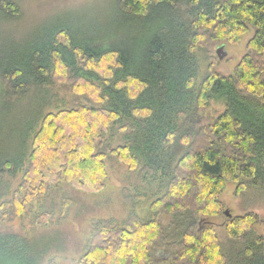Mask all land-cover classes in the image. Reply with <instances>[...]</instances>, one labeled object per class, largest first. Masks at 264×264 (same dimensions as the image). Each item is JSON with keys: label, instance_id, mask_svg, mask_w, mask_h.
I'll return each mask as SVG.
<instances>
[{"label": "trees", "instance_id": "1", "mask_svg": "<svg viewBox=\"0 0 264 264\" xmlns=\"http://www.w3.org/2000/svg\"><path fill=\"white\" fill-rule=\"evenodd\" d=\"M111 10L122 19L102 40H83L60 26L0 61L10 100L29 94L39 105L28 112L23 153L0 165V176L24 170L12 202L0 206L4 220L19 217L44 194L48 200L62 183L102 192L112 156L139 169L144 180L160 175L163 189L153 207L159 216L122 227L100 222L80 264H161L157 251L164 245L177 253L173 264H264L257 215L227 220L226 241L208 221L221 216L227 182L264 188V0H113ZM20 14L15 0H0V15ZM250 28L256 31L249 42L253 53L235 75L209 73L195 89L196 50L205 32L237 43ZM123 30L133 31L130 43L115 42ZM58 77L91 104L45 111L53 106L49 89ZM212 101L226 110L208 126L206 147L196 150L201 113ZM116 134H122L117 143ZM181 172L188 174L185 181ZM194 190L191 204L176 201ZM48 202L38 215L46 223L56 215L66 219L74 203ZM165 215L173 219L169 227L162 224ZM61 235L0 231V264H44L52 250L65 249Z\"/></svg>", "mask_w": 264, "mask_h": 264}, {"label": "rangeland", "instance_id": "2", "mask_svg": "<svg viewBox=\"0 0 264 264\" xmlns=\"http://www.w3.org/2000/svg\"><path fill=\"white\" fill-rule=\"evenodd\" d=\"M15 1L21 6L20 16L0 15V61L9 54L23 49L34 36L57 27L67 26L83 40L97 38L102 40L105 36H109L111 26L121 22L122 19L117 12L111 10L113 0ZM255 32V29L250 28L237 43L217 41L205 32V40L196 50L199 73L194 88L197 89L209 73L219 76L235 75L243 58L253 53L249 48V42ZM132 34L131 30H123L115 42L130 43ZM221 47H223L221 52V55H224L223 60L219 59L217 53ZM72 85L64 78L58 77L56 84L49 89L53 97V106H48L45 111H53L57 107H72L81 102L88 105L89 100L84 96H77L71 89ZM8 92L6 82L0 76V165L7 158L23 153L28 112L39 109V105H32L34 98H30L31 95L21 97L16 102L15 99L10 100ZM225 110L226 105L220 101H212L210 106L203 110L201 113L203 121L200 125V133L194 142V149L202 150L206 147L210 137L208 126ZM121 136L122 134L116 136V143L120 141ZM106 163L108 179L102 192L90 194L75 191L65 183L54 189L48 199L49 202L55 200L59 207L65 199L74 202L67 218L63 221L60 222L57 215L48 223L40 220L38 216L41 212L40 208H45L44 204L48 201L47 194H44L40 201L30 204L19 217L13 220H4L6 217L4 214L2 216V213L5 212L0 207V231L9 230L27 237L61 233V241H66L65 249L63 251L60 249L61 253H57L56 248L52 250L44 264H80L89 245V239L100 222L112 221L115 225L122 227L124 224H134L135 219L139 221L158 219L159 215L155 214L153 207L157 198L161 196L157 193L163 189L160 175L151 173L148 179L144 180L139 169L130 168L112 156H109ZM23 171L1 174L0 206L12 202L21 183ZM187 177L188 174L181 172L180 181H185ZM244 183L246 185L243 186ZM192 192L191 196L179 197L176 201L181 205L191 204L196 191ZM220 201L221 216L208 221L221 241L227 240L225 222L247 214L257 215L259 224L256 228L264 234V188L253 186L249 181L242 179L237 183L227 182ZM12 205L7 206L11 213L14 209ZM226 212H229L231 217H228ZM163 218L162 224L169 227L172 217L165 215ZM198 226L204 227L203 220L199 221ZM150 236L151 234L146 231L144 234L146 242L149 241ZM176 254L174 249L165 245L157 251V255L162 258L161 264H173L171 258H174ZM183 263L189 264V261L185 260Z\"/></svg>", "mask_w": 264, "mask_h": 264}, {"label": "water", "instance_id": "3", "mask_svg": "<svg viewBox=\"0 0 264 264\" xmlns=\"http://www.w3.org/2000/svg\"><path fill=\"white\" fill-rule=\"evenodd\" d=\"M224 47V46H223ZM223 47H221V48H219L218 49V56H219V58H220V60H223L224 59V55H221V52L223 51ZM226 215L228 216V217H231V215L229 214V212H226Z\"/></svg>", "mask_w": 264, "mask_h": 264}]
</instances>
